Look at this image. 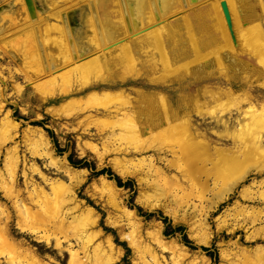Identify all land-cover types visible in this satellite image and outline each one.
I'll use <instances>...</instances> for the list:
<instances>
[{
  "label": "bare ground",
  "instance_id": "1",
  "mask_svg": "<svg viewBox=\"0 0 264 264\" xmlns=\"http://www.w3.org/2000/svg\"><path fill=\"white\" fill-rule=\"evenodd\" d=\"M86 1L88 2V0ZM110 1V7L114 8L113 11H110L116 12V15L120 17L119 21L121 23L123 22V24L126 25L127 28L128 25L134 27L133 25H135V19L137 18L136 17L134 19V15L138 16L140 14L139 8L132 7V5L128 3V1H125L126 3L124 5L121 3V0H109V2ZM177 1L178 0H143V2L141 3L142 8L148 10L149 12L147 14L145 13L146 16L149 14L147 16L148 18L146 17V20L153 23V27H151L152 30H150V32L147 30L149 32L147 36L148 38L146 37L148 40H146V42L145 39L142 40V42H133L131 41V39H129L127 42L124 41V47L121 45V47H123L122 49L120 48L121 50L104 52L101 55L99 54L98 57L94 56L95 58H93L92 60L90 59L89 62L83 63L85 69H82V74L84 76L82 74L81 75L82 77H85L84 79H86L85 81H87L88 83L85 81H83L82 83H87V86L89 85V83H91L89 82V77L95 72L94 69L97 67L100 69L96 71L98 72V75L105 72L112 76L116 74V76L120 78L125 76L129 72H131V74L132 72L140 74L139 72L141 71L152 73L156 72L157 70H162L164 71L163 74L165 76L173 73L177 76L180 74L191 76L193 74L198 76H211L216 72H219L220 74L224 75V83H231L232 86L237 85L238 87L246 83H250V85H258L257 83L260 82L264 83V27L261 24L260 19L258 18L255 4L252 3L251 0ZM185 2L188 3L186 6L193 5V3H204V5L199 8V14L201 16V18H199L198 20L199 22H197L195 25L193 24L192 19L187 16L185 17V19L183 18L185 21L184 23H177L175 21L167 22V15L169 14H167L168 12L165 14L163 13V11H165L166 9L172 11L173 9H175V7L177 8L178 4ZM89 4L88 7H90ZM99 4L101 6V2ZM105 5L108 4L105 3ZM94 6H96V4ZM99 8L97 7V9ZM191 8L193 9L192 6ZM85 10L86 9L81 12H84V15L82 14L84 21H81H83V23L86 22L85 25H88V27L89 25H96V22H92V20L94 21V18L96 16L92 18L89 15L91 14L90 12H92L94 9L92 10L91 8L92 11L90 10L89 14L87 13V10ZM106 12L107 10L105 11V13ZM173 12L175 11H172V13ZM176 13L177 12H175V14ZM0 14H3L2 11ZM110 14L113 16L112 13ZM109 15L108 18H110L111 16ZM112 16L111 19L114 18H112ZM168 18L170 20V17ZM100 19L102 20V18ZM42 20L43 18H41V20L39 21ZM116 21L118 20L116 19ZM43 22L44 21L41 22V27H45V31L41 32V37L43 38L40 41H51L52 46L55 47L59 51V53H62L65 49L66 54H68L69 56L68 57L67 55H65L66 57H68V60L70 59L71 55L75 54H77V58L82 57V54L88 47H79L78 42L76 41L77 39L72 36H66V39L63 40L62 37L64 36L65 38V35L63 34L64 31H62V28L60 27L64 25L59 24L60 21L52 23L54 24L52 27H55V29H57V32L60 29L59 33H61V35H59L61 36V39L60 36L57 37V33L56 35H51L52 33L50 34L52 28L50 26V22L48 26L46 24L47 21L44 22L45 26H43ZM111 23L112 21L110 20V24ZM118 24L119 23H116V25ZM31 25H29V28L33 26ZM85 27L84 29H86ZM95 27L96 26H93V29H91L94 30ZM63 28V30H65V26ZM134 29L132 28L131 30ZM96 30L95 32H97ZM66 31L67 29L65 30V34L67 35ZM84 31H82L81 33H83ZM30 32L27 33V38L30 37V35L34 34ZM38 37L32 38L31 36V40L29 38V40L27 39V42L32 41V44L31 46L29 45V47L36 48L38 53H42L43 51H45L44 53H46V56L49 57V53H51L49 52V49H47L49 47L46 46L45 43L41 44L39 41L38 43L35 42L37 41ZM71 42H73V45L71 44ZM97 52L99 53V51ZM53 54L54 53H52V55ZM43 57H40L42 63L41 67H43V65H46L48 66V72H52L54 70L53 66L55 65L56 61L55 63L49 62L50 60L47 59L48 63L45 64ZM85 57L87 58V56ZM85 57L83 58L84 62L86 61ZM68 60H66V62ZM74 60L75 57L71 59V61ZM38 66H40V64ZM78 68L81 67L78 65ZM99 71H101V73ZM65 74H67V72H65ZM39 76L40 75H38V77ZM105 76L106 74H104L103 77ZM66 79L67 78H65V82ZM151 79L153 80V78ZM68 82L71 81L67 79L66 83ZM110 82L112 81L110 80ZM47 84L48 83L42 81L41 83H37L35 85V88L42 94H46L50 90L49 87H47ZM68 84L71 87V83ZM86 85L83 86V88L87 87ZM224 86L225 85L221 84V88L216 89L217 91L214 90L218 94V96L216 98L212 97L214 98V101L212 100L213 104H210V109L208 112L211 119L215 122V126L211 127L212 129L210 128V130L212 135H217L216 140H213L214 137L212 135L209 136L207 132L202 131L199 128V124L195 123L193 119L187 120V117L185 119V113H187L188 111H183L179 108L173 107L169 100L166 99V95L160 93L159 96H157L153 93L146 92L139 88L136 89L139 90L138 92L134 89V91L136 92L133 95L128 93L132 96H127L128 99L126 100V93L124 95L118 94L119 90L116 92L118 95L104 93L106 96L105 98H102V96H100L98 99L97 95H95L97 97H95V99H91L92 97H88V99L90 101H93L94 103H102L103 105V102H110L113 105L103 107L99 111L102 115H98V113L94 114L92 111L79 107L80 110L76 114V118H82L84 116L82 119H88L89 121H91V123H89L94 124L97 130V134H102V132L107 133V131L109 132L106 138L113 139L115 141H113V149L111 150V153H114L115 157L109 159L108 161L111 162L115 172L121 177L135 176L139 179L140 185L144 186V182L147 183V179L145 178V176H148L150 173H156V176L158 177H156V179L160 180V183L166 184L170 186V188L174 189L175 186L178 185V187L176 188H179V186L185 183L180 182L182 179L179 181V178L170 175L171 171H173L174 168L177 170L183 168L182 173H187V175H189V179L191 178V181L194 182L195 180H199L201 182V185L205 187L207 186L208 179L211 176L224 177L227 176L226 173L231 176L237 175L238 179L235 181V183H232L227 188L229 192L235 186H237L238 183L244 180L250 174L253 168L259 171H264V163L257 164V161L259 159H263L264 157V103L249 102L248 100H246V98L241 96L236 91H231L230 89L232 88L225 89ZM65 87L67 88L68 86L65 85ZM80 87L81 86H79V88ZM66 88H64V91L69 92L68 88L67 90H65ZM66 92L65 96L69 95L66 94ZM96 94H98L97 91ZM6 100L7 99L4 91L0 86V135H2L0 154L3 153L2 148L4 146L9 144L10 142H13L12 146L6 149L4 158L5 164L10 165V179L8 180V178L5 176V173H3V170H0V190L3 192V197L11 203V206H9L7 203L0 204V245L13 242L10 222L13 219L15 213L19 217L25 216L28 221L31 222L34 228L47 229L53 226L55 228V231L56 229H63L65 230V238L68 239V241H71V238L73 237L75 238V241L79 242L82 245L83 248H88V256L87 258H85L84 256H81V253L76 250L73 245L70 244L69 246H67V250L70 254L69 264H100L111 262L113 259H115V257L113 256L115 243L110 236L104 235V232L101 230V228H99V214H97V212L88 205H85L82 200H79L77 198V193L75 191V184L77 183L73 185L67 184V186L65 187L58 186L56 181L52 182L48 177H46V175L37 168L35 163H32L30 166H28V164L26 163L25 166L33 172L39 174L48 183L49 188L46 189L42 186H39L33 178L29 177L26 171L24 172V177H26L25 180L27 181V184H32L30 189H28L27 191H21V189L17 188L18 181L15 176L17 174L18 165L21 160V155L19 153V144L18 142H15V139L20 131V123L13 117V113L10 110L6 111ZM65 102V105L71 104L76 106V103H78L79 100L73 98ZM90 106H92V104ZM71 107L72 106H70L69 108ZM90 124L87 125L86 122V125L84 127L81 126L83 134H80L81 137L78 138L80 142V153L83 155L89 154L90 156L95 157L99 163H102L106 159L108 151L106 152L103 147H99L97 142H94L92 140V133L90 134L89 132H87L89 131ZM75 125V123L69 124L68 122H65V128L68 130L78 129V127H76ZM62 128L63 127H61V129ZM165 131H167V134L168 132H170V138L163 136L165 141H155V138L159 137L161 133H164V135L167 136L165 134ZM23 137L33 156H40L41 158L45 159L48 165L56 169L59 173L63 174L65 178L77 179L79 175L85 173L82 172L83 170H78L74 166H72L67 161L66 157L59 156L55 152L51 145L47 132L42 127L31 126L28 124V126L24 128ZM163 137L160 136L159 139L162 138L160 140H163ZM229 137L233 139V142L235 144L234 146L227 148L223 140L224 138ZM150 138L154 139L153 143V140L151 141L152 144H150L149 142ZM213 142L215 143V145H212ZM105 148L107 149V147ZM149 150H153L158 155V157H155L154 154L142 156L143 154L148 153ZM168 153H171L173 155V158L176 159L173 160L170 158L171 160H168L166 158L168 156ZM138 155L142 157L136 158V156ZM158 159L166 162V165H164L163 167L157 165ZM252 161H256L255 165H250V162ZM184 164H187V166H184ZM204 174L206 175V179H203ZM183 175L185 176L186 174ZM184 176H182L183 180L185 178ZM260 184L261 188H263L262 190H255L254 192L249 193H247V191H244L243 197L246 201H253L255 203L264 204V180L260 181ZM93 185L101 187L100 191L102 190L101 192H105L104 194H108L106 203L113 208L112 213L110 214L111 216L113 213H122L123 216L129 217L127 222H123L121 220H117L116 222L121 227L127 226L130 229L131 233H135L133 241H138L139 243H141V235H139L140 223L136 218H134V212L127 209L123 204L122 189L119 188L113 180L108 179L106 176L98 177L96 180H94ZM160 185L161 184H159L156 188H159ZM152 187L154 188V186ZM225 191L226 189L223 190L221 192L222 194L218 196V200L213 202L211 209H213V205L216 206L222 200L226 199ZM179 194L177 193L176 195ZM58 195L65 202L61 211L56 215L41 212L40 208H42L43 210L44 206L50 205L55 199L58 198ZM34 206L39 207V209L32 211ZM143 206L145 208H153L162 205L152 203L150 204L146 201L143 202ZM201 207L202 209H204V206L201 205ZM254 209L255 210H253L248 215L249 217H252V222L256 221V218L261 216V212H264V206L260 209L254 207ZM200 211L201 210H199V212ZM254 211H257L256 214H253ZM205 212V215L208 214L207 210H205ZM70 215H72L79 224L72 231H70V228L73 227L69 220ZM110 218L111 217H109V220ZM19 224L20 222L18 220L16 225L19 226ZM201 226L205 232L206 240H209L212 232L210 231V228L208 227L206 221H202ZM223 227L224 225H221L219 228ZM38 229H35V231H40ZM262 230L263 234L262 236H259L261 238L264 236V226ZM129 235L131 234L128 233V235L126 236L129 237ZM60 239L61 238L58 237L59 242L57 243L59 246H62V242L60 241ZM157 239L159 240L161 246H166V238L160 239L158 237ZM91 241L95 243L93 245L88 244ZM145 248L148 254L143 255L144 264H179V260L176 256H172V261L167 262L165 256H161L154 248H151L148 245H146ZM182 249L184 250V256L191 260L190 262H188V264H199L197 261L198 256L192 255L190 250L186 246ZM246 250L248 249L246 248ZM255 252L256 255H254L256 258V262L255 260H253L249 263L264 264V247L259 246ZM21 256V259L8 261L11 264H46L41 260L40 256H38V254L31 249L23 250L21 252ZM89 259L91 260L88 261ZM202 259V264H210V260L207 258V256H203ZM224 260L225 258L223 257V262H221V264H224ZM0 264L4 263L0 262Z\"/></svg>",
  "mask_w": 264,
  "mask_h": 264
},
{
  "label": "rangeland",
  "instance_id": "2",
  "mask_svg": "<svg viewBox=\"0 0 264 264\" xmlns=\"http://www.w3.org/2000/svg\"><path fill=\"white\" fill-rule=\"evenodd\" d=\"M125 1H128V3L132 5V7L139 8L140 14L138 16L134 15V19L137 17L135 19V25H133L134 27L128 25L127 28V26L124 25L123 22L121 23L119 21L120 17L116 15V12H112L114 8L110 7L111 1L109 2V0H88V2L86 0H0V13L1 11L3 13L2 15L0 14V86L4 91L7 99L6 111L10 110L13 113V117L20 123V131L15 139V142H18L19 144V153L21 155L17 174L15 176L18 181L17 188L21 189V191H27L32 185L27 184V181L25 180L26 177H24L25 171L28 173L30 178H33L36 181L39 186H42L46 189L49 188L48 183L39 174L33 172L25 166L26 163L28 164V166H30L32 163H35L37 168L41 170V172L44 173L46 177H48L52 182L56 181L58 186L65 187L67 186V184L73 185L77 183L75 184L77 198L79 200H82L85 205H88L89 207L94 209L97 214H99V228H101V230L104 232V235L110 236L115 243V250L113 255L115 259H113L109 263L100 264H144L143 255L148 254L145 248L146 245L157 250V252L161 256H165L167 262L172 261V256H176L179 260V264H188V262H190L191 260L184 256V250L182 249L186 246L190 250L192 255L198 256L197 261L199 264L203 263V256H207V258L210 260V264H221V262H223V257L225 258L224 264H251L249 262L256 259L255 251L257 250V248L259 246L264 247V236L262 238L259 237L263 234L262 228L264 226V212H261V216L257 217V220L254 222H252V217H249L248 215L253 210H255L254 207L260 209L264 206V204L255 203L253 201H246L243 197V193L244 191H247V193H249L254 192L255 190L263 189L261 188L260 181L264 180V171H259L253 168L250 174L229 192L227 188L232 183H235V181L238 179L237 175L231 176L226 173L227 176L224 177L211 176L208 179L207 186L205 187L201 185V182L199 180H195L194 182L191 181V178L189 179V175H187V173H182L183 168L180 170L174 168V170L170 173L171 176H176L177 178H179V181L182 179L180 181L181 183L185 182L181 186H179V188H176L178 187V185L175 186V190L170 188V186L166 184L160 183L161 181L156 179V173H150V176H145L149 185L144 182V186H141L139 179L135 176H119L115 172L111 162L108 161L109 159L115 157V154L111 153V150L113 149L112 146L115 141L113 139L106 138L109 132L107 131V133L102 132V134H97V130L94 124H90L91 121H89L88 119H82L84 116L82 118H76V114L79 112L80 108H85L86 110L92 111L94 114L98 113V115H102L99 111L103 107L113 105L110 102H103V105L102 103H94L93 101H90L88 97H92L91 99H95V95H97L98 99L100 96H102V98H105L106 93H110L111 95H124L126 93L125 96L129 97L132 96L136 91L138 92L139 90L136 89L139 88L146 92L153 93L157 96H159L160 93L166 95V99L169 100L173 107L179 108L183 111H188L187 113H185V119L186 117L187 120L193 119L195 123L199 124V128L202 131L207 132L210 136L212 135L210 128L215 126V122L211 119L208 112L210 109V104H213L214 98L218 96L215 91H217L216 89L221 88V84L225 85V89L232 88L230 89L231 91H236L241 96L246 98V100H248L249 102L264 103V83H257L258 85H250V83H246L244 85H240L239 87L236 85V87L232 86L231 83H224V75L220 74L219 72H216L211 76H198L195 74H193L192 76L185 74H180L181 76H177L174 75V73L165 76L163 74L164 71L157 70L156 72L152 73L141 71L139 72L140 74H137L135 72H132L131 74V72H129L125 75L126 77L123 76L120 78L117 77L116 74L112 76L103 71L102 72L106 74L105 77H103L104 74L101 73V71H99L101 74L98 75V72L96 71L100 69L97 67L98 69L95 68V72L90 75V81H88L91 83H89V85L87 86L86 84L88 82L85 81V77H82V69H85L83 63L89 62L90 59L92 60L93 58H95L96 56L98 57L99 54L101 55L104 52L121 50L124 47V41L127 42L129 39H131V41L133 42H142V40L144 39L146 42V40H148L147 36L150 30H152L151 27H153V23L146 20L149 14L146 16L145 13L147 14L149 12L148 10L142 8L141 3L143 2V0H121V3L124 5L126 3ZM181 1L183 0H178L177 2ZM100 2L101 6L99 4ZM251 2L255 4L258 18L260 19V22L264 27V0H251ZM105 3L108 5H105ZM88 4L90 5V7H88ZM95 4L98 8L100 6L101 10L100 8L97 9V7L94 6ZM187 4L188 3L186 2L178 4V9L175 7L176 10H172L177 12L176 14L175 12L172 13V11L169 9L163 11V13L165 14L167 12V14L169 15L172 14L170 16L167 15V22L175 21L177 23H184V19L187 16L190 17V19H192L193 21V24L196 25V23L199 22V18H201L199 14V8L203 6L204 3H193V5L186 6ZM191 6L193 7V9L191 8ZM107 7L110 9H108ZM91 8L92 10H94L92 11ZM84 9L87 10L88 14L90 10L92 11L90 12L91 14H89L92 18L96 16L95 18L97 20L95 18L94 21L92 20V22H96V25H89V28L88 25H85L86 22L83 23L84 18L82 17V14L84 12H81L84 11ZM106 10L107 12L105 13ZM110 13H112L113 16ZM109 14L112 16V18H114L111 19V16ZM108 15L110 16V18H108ZM13 16L16 18V20ZM168 17H170V20ZM41 18H43L42 21L48 22H46L47 26L50 22L51 27L54 25L52 23L60 21L59 24L64 25L65 30L67 29L66 35L65 30H63L64 26L60 25V28H62L61 30L64 31L63 34L65 35V38L63 36L62 39L65 40L66 36H72L77 39L76 41L78 42L79 47H88L85 50L86 54L85 52L83 53L85 55L80 53L82 54V57L87 56L88 60L85 57L86 61L84 62V57L77 58V54L71 55L72 58L75 57L74 61H71V57L68 60L69 56L68 54H66L65 49L62 53H59V51L52 46L51 41H40L43 38L41 37V32L45 31V27H41L42 21H39L41 20ZM100 18H102V20ZM116 19L118 21H116ZM110 20L112 21L111 24ZM44 22L43 26H45ZM116 23H119L120 25H116ZM29 25L33 27V29L32 27H30L31 32ZM93 26H96L94 30H92ZM84 27L86 29H84ZM132 28L135 29L131 30ZM75 29H77L78 31ZM56 30L57 29H55V27H52L50 34L52 33L51 35H56L57 33V37H59L61 35V33H59L60 29L58 30V32ZM95 30L97 32H95ZM82 31L84 32L81 33ZM28 32L32 34L34 33L33 35H30V37H28L29 39L31 38V36L32 38L39 36L37 38V41L35 42L38 43L39 41L41 44L45 43L46 46L49 47L47 48L49 49V52H51L49 53V57L46 56L47 54L44 53L45 51H43L42 53H38L36 48L29 47V45L31 46L32 41H29L30 43L27 42L29 40L26 37ZM71 44L73 45V42H71ZM121 45L123 47H121ZM97 51H99V53ZM52 53L54 54L52 55ZM65 55H67L68 57H66ZM40 57H43L45 64L48 63L47 59L50 60L49 62L55 63L56 61L55 65L53 66L54 70L52 72H48V66L46 65H43V67H41L42 63ZM66 60H68V63L66 62ZM39 64L40 66H38ZM78 65L81 68H78ZM70 68H73L74 70ZM65 72H67V74H65ZM38 75H40V78L38 77ZM150 77L153 78V80ZM65 78L71 81L68 82L71 83V87L68 83H66L67 79L65 82ZM110 80L112 82H110ZM42 81L48 83L47 87H49L50 89L46 94H42L35 88V85L37 83H41ZM83 81L87 83H82ZM65 85L68 86L67 88L69 92L64 91V88H66ZM85 85L87 87L83 88V86ZM79 86L81 87L79 88ZM67 88L65 90H67ZM134 89L136 91H134ZM118 90L119 92L117 94L116 92ZM96 91L98 92V94H96ZM65 92L69 95L65 96ZM90 92L94 94L92 95ZM128 93L132 95H129ZM126 97L125 100L128 99V97ZM73 98L78 99L79 104L76 103V106L71 104L65 105V101H69ZM91 104L92 106H90ZM68 106L74 107L69 108ZM65 122H68L69 124L75 123V126L78 127V129H66ZM86 122L87 125L90 124L89 131L87 132H89L90 134L92 133V140L94 142H97L99 147H103L106 152L108 151L106 155L107 157L102 163H99L95 157H92L89 154L83 155L80 153V142L78 138L83 134L81 128L86 125ZM28 124L31 126L42 127L47 132L51 145L55 152L59 156L66 157L67 161L72 166H74L78 170H83L82 172L85 173L79 175L77 177L78 180L68 179L65 178V176L59 173L56 169L48 165L45 159L41 158L40 156H33L23 137L24 128H26ZM61 127L63 128L61 129ZM166 132L167 131H165V134L167 136H165L164 133H158L160 134L159 137L164 136L170 138V132H168V134ZM1 136L2 135H0V144L2 140ZM212 136L214 137L213 140L217 139V135L213 134ZM159 137H156L155 141H165L164 137L163 140H160L162 138L159 139ZM151 141L153 143L154 139L150 138V144H152ZM223 142L224 144H226L225 146L227 148H230L235 144L231 137L224 138ZM12 144L13 142H10L6 146H4L2 148L3 153L0 154V170H3V173H5V176L8 178V180L10 179L11 175V171L9 169L10 165L5 164L4 158L6 149L8 147H11ZM212 145H215V143L213 142ZM105 147H107L108 150ZM150 154H154L155 157H158V155L153 150H149L148 153H145L142 156ZM142 156L138 155L136 156V158ZM166 158L168 160L170 158L173 160L176 159L173 158V155L171 153H168V156ZM157 163V165H160L161 167L166 165V162L160 159H158ZM255 163L256 161H252L250 162V165H255ZM260 163H264V157L263 159H259L257 161V164ZM184 166H187V164H184ZM183 174L186 175L184 176ZM100 176H106L108 179L113 180L116 185L122 189L123 204L127 209L134 212V218H136L140 223L139 235H141V243H139L138 241H133L135 233H131L130 229L127 226L121 227L116 222L117 220L127 222L129 218L128 216H123L122 213H113L112 216L110 215L113 208L106 203L108 194L106 193V195L104 194L105 192H101V187L93 185L94 180H96ZM182 176H184L186 179L184 178L183 180ZM205 176L206 175L204 174L203 179H206ZM158 182L161 185L159 186V188H156L159 185ZM152 186H154V188ZM187 187L190 190H188ZM225 189L226 199L222 200L216 206L213 205V209H211L213 202L218 200V196L222 194L221 192ZM177 193L179 195H176ZM0 197V204L7 203L9 206H11L10 201L3 197V192L1 190ZM146 201L150 204H160L162 206L145 208L143 206V202ZM64 203L65 202L63 201V199L58 195V198L55 199L50 205L44 206L43 210L42 208H40V210L41 212L56 215L61 211ZM201 205L204 206V209H202ZM38 209L39 207L34 206L32 211ZM199 210L201 211L199 212ZM205 210L208 211V214L206 215ZM256 212L257 211H254L253 214H256ZM109 217H111L110 220ZM18 220L20 222L19 226L16 225ZM69 220L73 226L72 228H70V231H72L79 224L72 215H70ZM202 221H206L208 227L210 228V231L212 232L209 240H206L205 232L201 226ZM221 225H224V227L219 228ZM10 226L13 236V242L0 245V262L4 264H11L8 260L21 259V252L27 249L35 251L38 256H40L41 260L46 264H69L70 254L67 250V246H69L70 244L73 245L75 249L81 253V256H84L85 258H87L88 256V248H83L82 245L79 242L75 241V238L73 237L71 238V241H68V239L65 238V230L63 229H56V232L53 226L47 229L34 228L31 222H29L25 216L19 217L15 213L13 219L10 222ZM35 229H38L40 231H35ZM128 233L131 234L129 235V237L126 236L128 235ZM58 237L61 238L60 241L62 242V246H59L57 243L59 242ZM158 237L160 239H167L165 240V247L161 246L159 240L157 239ZM91 242H89L88 244L93 245L95 243ZM246 248L248 250H246ZM90 260L91 259H89L88 261Z\"/></svg>",
  "mask_w": 264,
  "mask_h": 264
}]
</instances>
